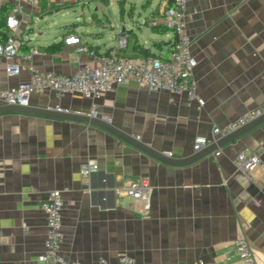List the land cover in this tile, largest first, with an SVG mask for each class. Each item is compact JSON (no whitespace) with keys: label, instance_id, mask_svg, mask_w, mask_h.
<instances>
[{"label":"crops","instance_id":"0c3cea01","mask_svg":"<svg viewBox=\"0 0 264 264\" xmlns=\"http://www.w3.org/2000/svg\"><path fill=\"white\" fill-rule=\"evenodd\" d=\"M93 1L110 22V33L94 31L95 25L105 26L95 12L93 22L63 21L30 35L36 18L79 0H0V8L6 5L10 12L22 5L17 34L24 47L36 50L32 60L41 70L70 73L79 61L95 64L116 47L120 34L127 38L123 54L169 55L174 32L155 27L165 25L170 0H140V6L122 0L124 12L113 21L114 0ZM186 22L194 37L193 77L203 104L185 93L150 91L135 80L108 88L99 101L111 124L175 158L195 154L196 137H211L215 126L264 105V0H189ZM123 27L132 32H121ZM72 33L94 53L67 44ZM135 42L150 49L148 54L134 49ZM54 43L60 47L49 51ZM4 67L0 55L5 87L29 78L26 70L7 77ZM29 105L85 112L91 100L78 94L57 98L47 91L33 94ZM244 149L261 159L251 173L234 164ZM217 150L189 164H168L96 125L0 114V264H42L46 214L41 204L53 189L62 191L61 250L71 260L101 264L103 256L107 264H119L126 251L137 264H240L236 241L247 238L258 264H264V121ZM89 160L98 169L85 176L80 165ZM141 176L154 188L149 210L143 201L116 192Z\"/></svg>","mask_w":264,"mask_h":264},{"label":"built area","instance_id":"2783aa9c","mask_svg":"<svg viewBox=\"0 0 264 264\" xmlns=\"http://www.w3.org/2000/svg\"><path fill=\"white\" fill-rule=\"evenodd\" d=\"M26 1L31 4L38 2V0ZM79 1L85 4L93 0ZM188 3L189 0H173L166 15L165 25L175 35L173 47L167 57L123 54L121 49L126 46L127 38L125 34H120L116 47L100 55L97 63L79 61L76 70L70 73L45 71L38 68L32 60L35 49L20 53L23 41L17 32L23 8L21 4L14 5L6 18L7 37L4 41H0V55L5 59L4 74L7 77L18 76L26 70L29 78L16 86L5 87L1 84L0 74V105H29L33 94L47 91L53 92L57 98L66 94H78L91 100L88 111H73L60 105L52 108L65 112L84 113L110 122L111 118L100 112L99 101L108 88L127 80L142 83L153 92L166 90L185 93L190 99L203 104L193 77V70L198 61L191 51L194 37L186 22ZM65 42L78 45L77 52L94 53L88 45L81 42L77 34L67 35ZM18 55L19 62L15 60ZM262 115H264V105L247 110L223 126H215L211 137H196L193 144L194 152L200 151L207 144L233 133ZM220 152L217 150L215 154L218 155ZM164 153L172 156L171 151H164ZM260 162L261 159L257 153L248 152L245 149L241 150L234 160L236 168L244 173H251ZM97 169L98 164L93 160L85 161L80 165V172L85 176H90ZM153 190V185L147 176H141L136 181L116 187L117 193L143 201L148 210ZM63 206V195L60 189L49 191L46 200L41 204L46 214L44 250L39 257L42 264H83L81 261L69 259L61 250ZM236 245L240 264H258L252 243L247 238L237 239ZM99 262L107 264L108 261L102 256ZM118 262L119 264H137L135 258L126 251L119 255Z\"/></svg>","mask_w":264,"mask_h":264},{"label":"water","instance_id":"95a60500","mask_svg":"<svg viewBox=\"0 0 264 264\" xmlns=\"http://www.w3.org/2000/svg\"><path fill=\"white\" fill-rule=\"evenodd\" d=\"M121 32H132V30H126L125 27H123L121 28ZM7 112L28 113V114H33V115L47 116V117L58 118V119H66V120L96 125L98 127H101L109 131L110 133L116 135L117 137L123 139L124 141L134 145L138 149L152 155L153 157L165 163L175 164V165L192 163L202 158L206 154L217 150L219 146L234 141L237 137H239L247 129H250L253 126L264 121V115H262L259 118L249 122L245 126L234 131L233 133H230L229 135L220 138L217 142L213 143L206 149L200 150L196 152L195 154L189 157H186V158H175V157H169L167 155H164L163 153L157 151L153 147H150L149 145H147L145 142H143L136 136H132L128 133H125L119 130L117 127H115L110 122H107L99 117L86 115L84 113L59 111L52 107H39V106H34V105H0V114L7 113Z\"/></svg>","mask_w":264,"mask_h":264},{"label":"rangeland","instance_id":"374dc122","mask_svg":"<svg viewBox=\"0 0 264 264\" xmlns=\"http://www.w3.org/2000/svg\"><path fill=\"white\" fill-rule=\"evenodd\" d=\"M138 5H141V1L137 0ZM127 4H130V2L127 1ZM128 6V5H127ZM111 10L110 18L113 21L116 18H118V15L120 13V5L118 0H114L109 7ZM97 12L99 17L103 20L105 23V26L103 25H95L94 31H101L105 33H110L112 31L110 27V22L108 21L106 15L100 10L96 11V5L94 1H90L89 4H83L82 2H79L78 4H75L71 7H61L58 11H55V9L51 10V13L45 12L43 13L42 17H38L35 19V25L34 29L30 30V35L34 31H43L47 32L50 30V27L53 25H56V23L63 22V21H84L86 19L87 21L93 22L96 18L93 16V14Z\"/></svg>","mask_w":264,"mask_h":264},{"label":"trees","instance_id":"16d2710c","mask_svg":"<svg viewBox=\"0 0 264 264\" xmlns=\"http://www.w3.org/2000/svg\"><path fill=\"white\" fill-rule=\"evenodd\" d=\"M103 3H108L109 0H100ZM119 1V5H120V12L121 14L124 12V8L122 5V0H118ZM173 0H170V6H172ZM9 12V7L8 6H2L0 8V41H4L7 37V26H6V18ZM166 27V25H158L157 27H155V29L157 30H164V28ZM26 45L22 44L20 47V50H24V51H29V48L24 47ZM24 47V48H23ZM60 47L59 44H51L50 46L47 47V49L49 51L58 49ZM173 47V44L171 45V49ZM23 48V49H22ZM134 49H137L140 52L146 53L148 54V52L150 51V49L144 48L141 44H139L138 42H135L134 44Z\"/></svg>","mask_w":264,"mask_h":264}]
</instances>
